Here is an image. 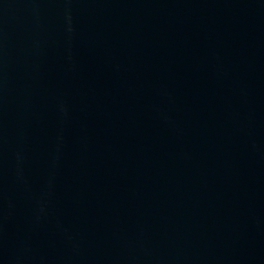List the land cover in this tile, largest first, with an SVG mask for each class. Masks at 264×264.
<instances>
[{
  "label": "water",
  "instance_id": "obj_1",
  "mask_svg": "<svg viewBox=\"0 0 264 264\" xmlns=\"http://www.w3.org/2000/svg\"><path fill=\"white\" fill-rule=\"evenodd\" d=\"M0 264H264V0H0Z\"/></svg>",
  "mask_w": 264,
  "mask_h": 264
}]
</instances>
